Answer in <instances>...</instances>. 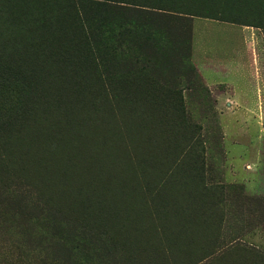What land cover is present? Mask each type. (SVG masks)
<instances>
[{"label": "rangeland", "instance_id": "374dc122", "mask_svg": "<svg viewBox=\"0 0 264 264\" xmlns=\"http://www.w3.org/2000/svg\"><path fill=\"white\" fill-rule=\"evenodd\" d=\"M177 1L195 15L181 62L171 59L177 39L165 37L157 42H167L166 63L147 55L158 54L153 44L142 54L138 38L113 64L105 43L83 50L64 0H0V59L22 55L31 84L0 140V186L17 177L45 203L16 212L7 188L0 191V264H43L44 218L105 233L114 253L106 264H257L225 249L249 229L237 243L264 253L249 243L264 237V197L230 177L232 151L248 144L245 120L195 60L204 50L244 47V24L260 0ZM232 186L253 201L221 190Z\"/></svg>", "mask_w": 264, "mask_h": 264}, {"label": "trees", "instance_id": "16d2710c", "mask_svg": "<svg viewBox=\"0 0 264 264\" xmlns=\"http://www.w3.org/2000/svg\"><path fill=\"white\" fill-rule=\"evenodd\" d=\"M69 8L70 21L75 29L81 30L84 36L80 37L84 51L91 47V40L105 43V55L114 59L113 64H118V52L123 45L128 52H133L137 39L142 40V54L148 44H153L158 54L151 53L148 56L159 63H166L164 50L167 42H157L166 38L177 39L174 44L177 51L174 52L175 62H181L185 58L184 41L190 27L188 18L195 17L189 13L187 6H183L177 0H64ZM252 21L244 24L264 29V0L252 5ZM71 26L72 23L67 21ZM229 22V21H228ZM89 30L87 36L86 29ZM187 40V39H186ZM52 43H62L61 38H53ZM161 44V47L158 46ZM163 49V50H162ZM122 51H120V55ZM0 59V140L6 139L5 130L15 125L18 115L23 112L28 102L29 82L23 67H25L22 55L18 62H10L9 58ZM101 61V60H100ZM102 62V61H101ZM27 63V60H26ZM103 64H100L102 66ZM170 92V91H169ZM171 93V92H170ZM172 93H177L173 91ZM7 140V139H6ZM1 149V148H0ZM1 154V153H0ZM1 158V155H0ZM25 184L17 177L10 180L6 186H0V191L7 188L9 192L8 204L12 210H20L33 207H42L33 197L32 191L26 190ZM234 191L235 196L244 201L252 202L253 199L245 193L243 187H222L224 191ZM27 191V192H26ZM34 200V201H33ZM223 197L220 201L222 202ZM261 202V201H260ZM10 206V207H11ZM44 209V208H43ZM21 211V212H22ZM44 229L40 250L44 253L43 264H106L113 260V251L107 246L105 233L95 230L90 225L74 224L69 221L57 223L48 218L43 219ZM249 229L240 231V235L231 241V246L225 247L228 251H240L249 253L257 258V264H264V253L247 245H241L240 238ZM231 247V248H230ZM230 248V250H229ZM230 251V252H231ZM225 254V252H223ZM115 259V258H114ZM106 260V261H105ZM113 264H118L113 262Z\"/></svg>", "mask_w": 264, "mask_h": 264}, {"label": "crops", "instance_id": "0c3cea01", "mask_svg": "<svg viewBox=\"0 0 264 264\" xmlns=\"http://www.w3.org/2000/svg\"><path fill=\"white\" fill-rule=\"evenodd\" d=\"M244 28L247 35L244 47L230 49L227 54L209 51L212 58L204 50L194 58L207 85H224L231 110L245 120L248 144L232 151L231 179L242 182L248 194L264 197V29ZM252 126L259 128L256 141L251 137ZM249 243L264 250L261 235H251Z\"/></svg>", "mask_w": 264, "mask_h": 264}]
</instances>
